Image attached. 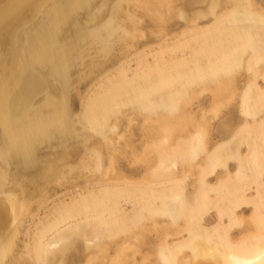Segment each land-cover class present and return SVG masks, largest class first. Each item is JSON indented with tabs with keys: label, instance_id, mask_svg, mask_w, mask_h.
Returning <instances> with one entry per match:
<instances>
[{
	"label": "bare ground",
	"instance_id": "bare-ground-1",
	"mask_svg": "<svg viewBox=\"0 0 264 264\" xmlns=\"http://www.w3.org/2000/svg\"><path fill=\"white\" fill-rule=\"evenodd\" d=\"M45 1L0 0V36L8 34L5 38L0 37V162L12 169L8 172L4 165L0 166V192L6 183L11 182L15 188L23 186L24 190L23 182L30 179L27 178L29 174L35 179L39 170L43 176H49L52 183L59 182L61 172L65 173L62 169L71 170L69 161L76 160V156L82 153L80 146L68 143L73 137L80 136L68 93L57 94L58 99L50 95L52 86L31 67L34 58L46 60L43 54L51 48L46 44L52 46L53 42L47 67L54 69L50 74L61 77L71 62L66 47L69 45L58 49L60 36L52 32V25H47L28 38H20V47L21 43L30 40L21 48L20 55L13 56L16 30L12 32L11 28L15 29L19 23V20L13 21V17L23 15L25 19L31 18ZM70 1L71 6L78 2ZM122 1L112 3L107 35H113L122 28L123 32L134 37L136 29L154 22L152 17L153 22L137 21L135 14L142 15L145 10L161 16L167 6H170V13L160 22L162 33L167 35L181 30L178 29L180 26L183 28L181 31L193 33L184 39H176L177 35L165 40L150 35L142 40L127 39L132 46L158 40L161 49L178 50V54L168 58L158 55L154 64H147L131 80L125 78V69L114 84L121 86L124 96H121V102H137V113L147 123H156L152 131L157 139L145 144L141 156L145 158L147 150H153L158 152L160 159L142 177L131 178L117 170L112 173L114 154L124 137L122 132L132 130L120 128L122 116L127 112L105 113L106 102L117 100L115 92L107 90L95 98L104 100L87 108V122L97 124L98 131L103 134L107 142V158L100 150L89 149V145L84 144L82 157H86L74 164L73 169L79 174L87 170L88 174L83 175L89 178L107 176V185H103L101 191L82 188L79 193L71 192L68 202L59 203L62 206L65 203V213L56 212L49 217L43 225L44 231L52 228H48L52 221H56L58 226L64 219L79 215L81 219H75L61 229L58 227L50 241L42 243V262L48 260V255H52L55 249L73 242L70 239L75 235L84 236L87 240L90 237V240L104 237L111 240L125 232L124 236L128 238L137 232L136 229L142 231L148 228V224L155 226L166 220L164 224L170 226L171 231L150 239V243L156 244L157 260L161 264H264V86L260 82L264 80V0H125L132 12H127L121 21L119 11L122 9L119 7L123 6ZM172 3L177 8L176 15L171 11L175 9ZM181 4L191 7V12L183 11L179 7ZM64 5L60 11L57 10L56 16L62 18L65 14ZM46 16L43 12L37 21L43 23ZM204 17L208 21L205 25L201 23ZM57 20L59 22V16ZM29 28L25 27V30ZM31 40L36 42L35 45L30 44ZM11 62L16 63L12 74L9 73L14 65ZM67 70H71L70 67ZM246 73L247 79L240 86V77ZM206 89L213 90V105L210 108L199 107L200 113L196 114L188 106H192L193 100ZM234 100L238 103V114L229 125L226 122L221 127V139L212 145L208 115L211 112L218 115ZM127 119L130 125L133 118ZM185 132L186 135H178ZM183 137L185 140L180 141ZM173 140L180 141L182 148L174 147ZM52 146H61L62 151L55 152L50 149ZM180 152L186 153L182 163L187 162L191 171L195 168L193 161L198 164L194 188L186 178L188 174L179 176L178 167L169 169L165 164V154L181 156ZM214 177L216 181H210ZM36 180L35 186L40 184ZM31 181L29 183H33ZM48 182L45 186L51 181ZM5 193L9 206L5 204L9 210L5 208L10 211L11 219L5 226L7 228L4 227L5 231L0 222V251L7 247L15 231L14 224L21 221L18 219L26 214L30 203L16 198L11 189ZM122 200L133 203V207L124 209ZM103 213L104 217L101 216ZM3 214L0 206V219L6 217ZM170 235L176 238L172 241Z\"/></svg>",
	"mask_w": 264,
	"mask_h": 264
},
{
	"label": "rangeland",
	"instance_id": "rangeland-1",
	"mask_svg": "<svg viewBox=\"0 0 264 264\" xmlns=\"http://www.w3.org/2000/svg\"><path fill=\"white\" fill-rule=\"evenodd\" d=\"M134 1L139 2L138 0ZM118 2H120V0H113V2H111V0H78L77 4H73L75 6H71L72 1L70 0H46L42 4V6L38 8L37 12H34V15L31 18L25 19L23 15L19 16H22L24 20H21L22 18L18 15L13 17V21L16 20L18 22L19 20L16 28H11L12 32L16 30V36H14V41L16 40V42L14 43V41L12 40L13 56L16 55L17 57L18 55H20L21 48L23 46H27V41L30 40L27 39L25 43H21L22 46L20 47V45H18L20 43L18 42L20 38H23V36L25 38H28L32 36L36 31H38V29L40 30L42 26L47 25H52V32H54L56 35L58 33V36H60V43L62 46L59 44L57 46L58 49H60V47L62 49L63 47H65L64 45H69L66 47H68L69 49L68 53L71 62L70 64L68 63L66 65V72L65 74L63 73L61 77L50 74L51 72H54V69L52 70L49 66L47 67V57L51 49L54 47L52 41V46L48 43L46 44V47H51L50 51L47 50L48 53L43 54L46 60L43 61L40 58H34V61H32L34 65H30L31 67H33V69L38 70L42 74V76L48 81L50 87L52 86L53 90H50L49 88L50 95L52 94L54 95V97H56L57 94H62L65 91L68 93L70 108L73 111L74 123L79 128L78 132L80 133L79 137H73L72 140H69L70 142L68 143L80 146L82 153L76 156V160L71 159L69 161L70 165L68 168L72 170L71 173H67V171L71 170H68L67 168H61L65 173L61 172L62 178L59 180V182L52 183L53 180L51 178H48L49 176L45 177L40 174L39 170L37 174L35 173L37 177L35 179L31 178V175L29 174V177L27 178L30 179L28 181H26V179L23 182L24 190H22L23 186L21 188H15L14 184L12 185V182L6 183L5 187H3V191L1 190L0 192V206L6 217L3 214L4 217L0 219V222L2 223L1 226L3 228H1L2 230H4L5 226L9 225L8 223L10 221L8 220L11 219L10 211H8L9 200L6 198L5 193L8 191V189L13 190V192L16 194V198L20 197L22 199H25L27 203H30L29 207L27 205L28 209L25 212L26 214L18 219L21 221H17V223L14 224L16 225L14 228L15 231L10 236L7 247L0 251V264H111L112 262V264H161L157 260L158 256L155 251L156 244L155 242L154 244L153 242L150 243V239H156L157 235H161L168 231H171L170 226L164 224L167 223L166 220L161 221L159 224H157L158 226L148 224V228L145 227V229H143L142 231H138V229H136L137 232L134 234H130L128 238H125V232H121V234L119 235L120 238L115 237L111 240H107V237H102L103 239L100 238L98 240H90V237L88 238V240L90 241H88L84 236L75 235L70 239L73 242L68 243L66 246H64V244V247L60 249H55L57 253L54 251L52 255L51 253L49 254L52 257V260H50L51 258L48 255L47 259L49 258V263H47L48 260H44L42 262L41 258L42 243L45 241H50L51 237L54 236L55 231L58 229V227L59 229H61L63 227H66L75 219H81V215L75 218L64 219L65 221H62L61 223L59 222L58 226H56V221H52L48 226V228H52L47 229V231L50 232H47L46 230V232L44 231L43 225L47 222L49 217L54 216L56 212L60 214L65 213V208L63 206L70 200L68 194L71 192L79 193L82 188H84L85 190L95 189L97 191H101L100 188H103V185L105 184L107 185V176L89 178L88 175H83L88 174L87 170H83V173L79 174L76 169H73L74 164L78 163L80 160L86 157H82L84 153V144L89 145V149L95 148L97 150H100L102 152V155L107 158V142L106 140H104L103 134L98 131L97 124L92 125L87 122V108L94 107L96 102L99 101L97 102L98 104L102 99L100 98V100H94L95 98L97 99L107 90L115 92L117 100H115V102L114 100H112L113 103L109 104H107L106 102L105 113L116 110H118L119 112H127V115L125 114L122 116L120 128L122 130L131 128L132 130V132H129L127 130L122 132L124 137L120 139L121 146H119V149L115 152L114 158L112 156L115 166L112 173L117 170V172L131 176V178L142 177L143 173L149 170V168H154V166L160 159L158 157V152L153 150H147V157L143 158V156H141L143 155L142 153L144 152L145 144L152 143V141L157 139V135L152 131L153 128H156V123L151 121H148L147 123L142 115L137 113V102H131L129 104L121 102V96H123L120 90L121 86L119 87L117 85V87L114 84H116V80L119 79L118 76L120 72L124 71L125 69H127L125 70L126 72L124 71L125 78L131 80L133 79L135 73H141L143 71V68L147 64H154V59L158 55L168 58L170 55L176 56V54H178V50L172 52L168 48L161 49V42L158 40L147 43L145 45L132 46L131 43L127 42V39H132L135 41L142 40L145 39L147 35H150L153 38H161L162 40H165V38H170L172 35H177L176 39H184L188 38L193 33H191L192 31H184V33L183 31H181L183 29L181 28V26L178 28L181 30L172 31L167 35H164L162 33V25L160 26V24L162 23V20L164 19L166 14L168 12L170 13V6H167V10L164 11L162 13L163 15L161 16L157 15L156 12L155 14H152V12L148 13L145 12V10L141 12L142 15H136L134 13L137 21H149L152 17L155 22L154 23L151 20L154 24L152 23L151 25L140 30L139 28L136 29L135 32H137L134 37L131 34L125 33V31L123 32L122 28L117 29V31L113 35H107V19H109L110 17L112 3L117 4ZM142 3L144 2L141 1V4ZM122 4L123 6L119 7L120 10L122 9L121 11H119V19L121 21L125 19L127 12H132V10L127 8L125 0L124 2L122 1ZM172 4L173 5L171 6H173L175 9L173 10L172 8L171 11H174L175 13H173L174 15H176L177 8L175 7L174 3ZM63 5L65 6L64 9L66 12L62 16V18L60 15H58V22V16H56L55 13L57 12V10L60 11V9L63 8ZM179 7H181V9H183V11H185L187 14L192 10L191 7L185 6L183 4L179 5ZM43 12H46L47 16L42 23L37 21V18ZM158 16L159 19L161 17L160 21L158 20ZM109 22L110 21H108V23ZM201 23L205 25L206 23H208V21L204 17L202 18ZM25 27L31 28H29V30H25ZM86 33H90L89 36H85ZM7 35L8 34H4L1 35L3 37H0L2 39ZM32 38H34V36ZM34 43L36 42L33 40L30 41L31 45ZM170 58L173 59L174 57ZM12 65L13 68L9 72L11 74L13 73V71H15L14 68L16 67V63L13 62ZM67 67H70L71 70H67ZM62 71H65V69H63ZM57 72L59 74V71ZM154 74H156V72H154ZM247 75L248 73L240 77V86L247 79L245 78L247 77ZM260 82L262 86H264V80L262 79L260 80ZM206 90L207 91H205L203 94H199V96L193 100L194 104L192 106H188L192 108L191 110H193L196 114L200 113L199 107L204 106L206 108H210L213 105V90ZM102 100H104V98ZM237 114L238 103L236 100L232 101V103H230L227 107L223 108V110H221V112L216 116L213 112L209 113L208 118L211 126L210 138L212 145L216 143L217 140L221 139V127L225 125L226 122L229 125L231 119H233ZM240 115L242 116V113H240ZM128 117L133 118L130 122V125L128 124ZM0 129H2L1 123ZM178 135H186V132ZM85 136L88 137V139L85 138ZM183 140H185L184 137L180 141ZM180 141L173 140V142L171 143L174 147L181 149L182 147L179 144ZM242 147L243 149H245L244 145H242ZM50 149L54 150L55 152H57V150H59L60 152L62 151L61 146H52V148ZM175 153L177 154V152ZM180 154L181 156L171 155L170 153L165 154L166 156L164 157V159L167 160L165 164L168 165L169 169H176L178 167L179 176L188 174L186 175V178L188 179V182H190L191 187L194 188V181L197 178L196 173L198 164L196 161H193L195 168L191 171L188 168L187 162H185V164L182 163V159L186 157V153L180 152ZM0 164V166L4 165L3 162H0ZM4 167L6 171L9 172L10 170L12 172V169H9V166L4 165ZM39 174L42 176H40ZM32 175L34 176V173ZM164 176L165 175H162V177ZM110 179H112V181L115 180V178ZM34 180H36L37 183L40 182V184H36L38 188H36L37 186H35L36 182ZM30 181L33 183H29ZM47 181L51 182L50 184H48V182V185L45 186ZM210 181L215 182L216 177L212 178ZM25 188H27L28 190L26 191ZM4 189L6 191H4ZM63 201H65V203L62 206L59 203ZM124 202L125 201L122 200L121 204ZM2 207H4V209ZM124 207V209L129 210L133 207V203H124ZM105 213L107 214V212ZM101 216L104 217V213ZM248 216H250V214ZM4 218L6 221L4 220ZM2 220L4 221L2 222ZM156 226L157 228L155 229ZM139 235L140 237H138ZM173 236L174 235H170L172 241L174 240V238H176L175 236ZM126 245L128 246L125 247ZM54 253L56 256L53 255ZM117 258L121 260L119 261Z\"/></svg>",
	"mask_w": 264,
	"mask_h": 264
}]
</instances>
